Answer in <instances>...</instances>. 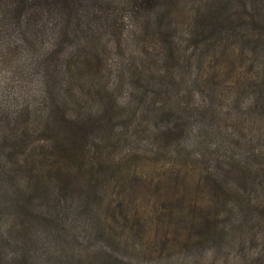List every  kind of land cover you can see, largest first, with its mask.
<instances>
[{"label":"rangeland","instance_id":"rangeland-1","mask_svg":"<svg viewBox=\"0 0 264 264\" xmlns=\"http://www.w3.org/2000/svg\"><path fill=\"white\" fill-rule=\"evenodd\" d=\"M74 3L0 0V264H264V0Z\"/></svg>","mask_w":264,"mask_h":264},{"label":"trees","instance_id":"trees-1","mask_svg":"<svg viewBox=\"0 0 264 264\" xmlns=\"http://www.w3.org/2000/svg\"><path fill=\"white\" fill-rule=\"evenodd\" d=\"M13 9L20 10L21 12L25 10H46L55 11L61 10L60 8H67L70 6L71 2L78 3V0H11ZM74 3V4H75ZM11 5V6H12ZM31 8H29V7Z\"/></svg>","mask_w":264,"mask_h":264}]
</instances>
